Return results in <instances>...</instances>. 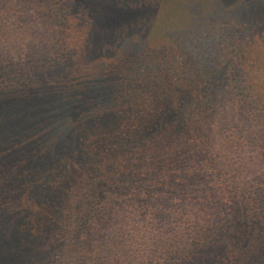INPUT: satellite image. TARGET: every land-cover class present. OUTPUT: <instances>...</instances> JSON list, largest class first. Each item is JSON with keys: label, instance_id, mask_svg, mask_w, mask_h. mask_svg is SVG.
Segmentation results:
<instances>
[{"label": "trees", "instance_id": "trees-1", "mask_svg": "<svg viewBox=\"0 0 264 264\" xmlns=\"http://www.w3.org/2000/svg\"><path fill=\"white\" fill-rule=\"evenodd\" d=\"M98 1L104 9L121 10L123 15L121 86L110 92L107 72L96 77H76L73 72L59 91L44 95L43 101L0 111V153L21 147L31 154L23 175L9 177L11 185L0 178V255L20 264L23 259V264L77 262L94 228L95 238L105 243L120 226L124 244L137 225L145 223L134 222L139 218L130 215L144 213L151 219L152 231L177 226L179 241L167 245L163 264H199L198 259H190L189 250L209 243L215 232L232 235L211 264H264V232L250 235L244 224L248 214L264 218V193L259 196L239 188L237 176L229 180L234 168L228 162L223 163L227 178L207 184L201 170L205 167L216 174L218 169L203 164L211 158L205 153L209 148L198 144L199 134L213 128L216 120L221 122L219 137L228 134L226 148H235L242 132L250 136L252 119L261 128L264 125V101L255 96L243 74L222 83L211 71L215 64L222 66L230 34L243 36L245 42L246 32L264 28L256 15L264 0H211L208 30L199 27L196 15L186 8H198L195 1L171 0L177 9L170 15L164 12L163 23L187 24L157 50L148 47L154 22L145 20L142 12L161 0ZM228 5L232 10H224ZM111 31L105 29L103 40ZM243 42L239 40L238 46ZM108 48L102 45L96 51L107 56ZM172 140L184 142V151L171 160ZM73 162L77 168H68ZM182 165L191 167V183L177 186L173 171ZM101 184L110 191L105 200L98 199ZM117 200L121 211L131 213L112 223L109 208ZM251 236L263 239L254 241L257 238ZM247 239L252 244L244 249ZM98 251L93 252V261L102 256Z\"/></svg>", "mask_w": 264, "mask_h": 264}, {"label": "rangeland", "instance_id": "rangeland-1", "mask_svg": "<svg viewBox=\"0 0 264 264\" xmlns=\"http://www.w3.org/2000/svg\"><path fill=\"white\" fill-rule=\"evenodd\" d=\"M193 1L198 4V8H194L193 5L186 6L188 12L196 15L199 27H205L208 30L207 24L211 25V19L208 18L207 12L210 10L211 0ZM182 3L184 4L183 1ZM176 9V5L172 4L171 0H161L157 6L146 12L144 9L142 12L146 15L145 20L154 22L155 28L152 30V36L148 37L150 49L157 50L166 45L169 36L175 35V32H179L187 24L182 22L180 25L173 26L174 24L171 25L170 20L169 23L164 22L166 27H162L164 24L161 19L162 14L168 11L170 15ZM224 10H232L231 5L226 6ZM260 11L256 14L257 20H261L260 22L264 26V8ZM235 19L233 18V23H235ZM123 20L121 10L110 12L104 9L101 4L99 5L98 0H0V111H4L9 105L32 106L36 102L43 101L44 95L59 91L67 81L66 79L71 78L73 72L76 77L87 74L96 77L107 72V80L110 81L109 90L110 92L115 91L121 86V75L124 70L121 68L120 39ZM160 22H162L161 26H159ZM105 29H111L112 35H118L116 37L110 35L104 41L101 34ZM234 29L236 30V28ZM241 37L243 36L229 35V43L227 42L229 48L223 52L224 62L221 67V63L218 66L213 62L215 65L211 67V71H216L217 79H221L222 83L226 82L228 77L243 74L255 96L264 101V28L246 32L245 42L240 39ZM239 40L246 44L242 45L241 43V46H238ZM102 45L110 47L107 49V56H101L100 50L96 51V47H102ZM141 53L142 51H139V54ZM96 96H99L100 99L102 97L101 94ZM219 121L216 120L215 126L210 130L202 131L199 134L201 139L198 144L209 148V152L205 151V153L206 155L209 153L211 157L205 158L203 164L205 162L206 164L212 163L218 169V173L215 174L209 173L204 167L201 170V178L206 176L207 184L218 182L222 176L225 177L227 174L223 163L228 162L234 168L231 173L234 174L232 176L228 174L229 180H233L237 176L235 181H239V188H246L249 193L259 196L263 195L264 182L262 184L261 182L264 181V125L261 128L257 124V120L252 119L250 136L242 132L236 147L226 148L227 141L224 139L228 134L219 137V132L222 130L218 128L219 123L221 124ZM227 121L229 120L227 119ZM260 131H262V135ZM211 132H215V135L210 134ZM261 137L263 138L261 139ZM183 143L181 140L171 141L172 150L168 151L171 160L172 157H177L178 153L184 151ZM182 156L184 157V155ZM30 159L29 150L21 147L1 152L0 178L7 182L12 174L14 177L17 174V176L23 175L24 171L21 172V170H27L25 163L27 164ZM68 168L75 169L77 165L73 162ZM190 168L182 165L178 171H173L174 175L170 174L175 177V185L191 183L188 181L191 174ZM193 168L198 169L197 166ZM72 169L70 170L72 171ZM248 171L252 172L247 181V179L244 180V175L248 174ZM16 181L15 183L18 185L19 182ZM7 183L11 185L10 181ZM97 195L99 200H105L110 195L108 185L101 184ZM35 206L31 207L35 209ZM114 206V208L113 206L109 208L112 223L115 220L117 221L115 223L121 221V215L123 220L128 213H131L126 212L125 209L121 211V200H117ZM247 216L248 220L246 222L244 220V224L248 227L247 231L251 232L250 235L253 234V231L263 233L264 222L262 223V220L264 221V218L251 216V214ZM130 217L139 218L134 222L145 223L137 225L136 232L128 236L126 243L121 244L120 226L116 227L120 231L114 230L115 234L109 238V241L98 242L95 238L96 227V230L94 228L86 236L88 241L87 244L84 243L86 247L82 249L80 260L78 259L77 262L68 261L65 264H163L168 255L166 253L167 245L173 244V240L179 241L177 240L179 236L177 226L172 227L174 228L172 230L162 232L157 229L156 232L155 229L153 231L150 229L152 222L147 214L135 213ZM104 230V228L99 230L102 231V235L105 233ZM215 234V238L211 239L209 243L203 244L202 247L190 250L188 248L192 252L190 259H198V263L201 264H211L210 260L215 254L223 251L224 245L228 242L227 237L232 235L223 234V232H215ZM251 237V239L257 238L254 241L263 239L260 236ZM248 240L243 246L244 249H248L252 244V241ZM157 241L160 243L161 249H159ZM95 250H99L98 253L102 255L97 261H93ZM7 257L8 255H0V264H20L17 260ZM24 261L26 260L23 259L21 264ZM27 261V263L32 262L31 259ZM50 264L59 263L52 260Z\"/></svg>", "mask_w": 264, "mask_h": 264}]
</instances>
